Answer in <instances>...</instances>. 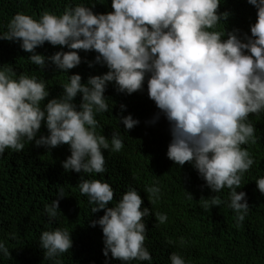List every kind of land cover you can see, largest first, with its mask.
Listing matches in <instances>:
<instances>
[{"label":"clouds","instance_id":"clouds-1","mask_svg":"<svg viewBox=\"0 0 264 264\" xmlns=\"http://www.w3.org/2000/svg\"><path fill=\"white\" fill-rule=\"evenodd\" d=\"M245 2L253 14L251 23L256 16L257 20L250 26L251 36L245 33L243 38L238 29L216 30L229 16L227 9L219 12L221 0H111L113 11L106 14L94 13L84 4L69 5L60 15L44 11L39 19L15 14L0 39L19 42L40 69L51 64L68 73L81 64L78 52L83 50L98 53L94 63L108 71L90 76L86 83L79 74L69 76L62 94L42 107L50 95L43 79L0 67V157L6 149L23 151L25 142L35 141L37 147L49 150L66 144L71 154L66 158L67 150L61 151L63 171L73 176L75 172L105 173L104 150L120 152L124 148L119 132H112L110 142L97 132L96 115L109 111L106 88L114 83L118 92L131 95L143 90L147 76L149 98L170 124L167 157L181 167L191 163L212 192L229 189L227 206L239 227L249 213V204L246 193L237 189L255 163L242 147L256 142L248 116L264 112V0ZM45 42L69 51L49 57L37 54L36 49ZM78 94L82 98L79 105L73 102ZM120 121L126 132L139 124L131 115L121 116ZM42 123L48 135L37 138ZM255 182L264 195V176ZM125 188L115 206L109 207L114 189L108 182L81 179L79 183L80 194L95 205L92 213L104 211L90 226L102 229L105 264H110L109 253L123 264L133 260L152 264L145 247L144 218L154 214L158 226L167 222V214L142 209L139 191ZM144 191L152 205L161 197L157 185L146 186ZM56 196L45 205L50 224L61 212L63 188ZM221 203L213 196L205 200L204 207ZM39 243L52 264H62L59 257L73 246L71 233L59 227L42 231ZM0 253L10 256L4 241H0ZM169 260L186 264L176 252Z\"/></svg>","mask_w":264,"mask_h":264},{"label":"trees","instance_id":"trees-1","mask_svg":"<svg viewBox=\"0 0 264 264\" xmlns=\"http://www.w3.org/2000/svg\"><path fill=\"white\" fill-rule=\"evenodd\" d=\"M84 4L94 13L106 14L113 11L111 0H0V33L6 31V25L17 13H25L39 19L44 11L57 15L71 5ZM227 9L226 21H221L218 31L226 33L239 30L243 38L251 36L250 26L253 14L245 0H221L219 12ZM227 35L223 38L226 39ZM57 51H69L67 47L52 46L48 42L36 49L37 54L49 57ZM81 64L67 72H61L54 65L48 64L43 70L29 60L31 53L21 49L19 42L0 39V67H12L17 75L27 73L43 79L49 90V97H59L64 83L69 76L79 74L82 83L90 76L107 73L106 66L94 63L98 55L95 51L79 50ZM89 62L92 67H89ZM147 79L143 90L128 95L117 91L114 83H109L104 93L109 111L98 113L97 132L111 140L113 131L120 133L124 148L120 152L104 150L105 167L103 174L76 173L75 176L61 169V151L68 145L48 149L37 147L35 141L25 142L21 152L6 149L0 157V241L8 247L10 256L0 253V264H52L45 259L39 237L42 231L66 228L71 233L72 248L62 254V264H105L103 255V233L99 225L90 226L91 222L104 215L100 210L92 213L95 205L88 203V197L81 195V179H101L114 189V199L108 205L115 206L127 191L133 187L139 191L143 200L141 208L148 207L150 212L167 214L165 224L157 226L154 214L144 218L147 234L145 247L152 255V264H171L169 256L178 252L186 264H264V195L255 180L264 176V112L250 114L248 120L255 127L256 142L242 145L253 156L255 163L244 174L241 188L249 204V213L237 227L235 213L228 208L229 189L218 193L212 192L199 176L191 163L182 167L167 157L171 142L170 124L166 117L149 98ZM77 95L74 103H81ZM121 105L125 109L121 110ZM131 115L139 124L133 130L125 131L121 116ZM158 117V118H157ZM155 121V122H153ZM48 135L46 126L38 133ZM158 182V183H157ZM157 185L161 197L151 204L146 186ZM63 188L65 197L59 202L60 213L56 220L49 223L45 205L57 199V190ZM191 196V198H190ZM217 196L220 206L204 207L205 200ZM14 234L15 238H12ZM110 264H123L111 259ZM129 264H148L147 261L133 260Z\"/></svg>","mask_w":264,"mask_h":264},{"label":"rangeland","instance_id":"rangeland-1","mask_svg":"<svg viewBox=\"0 0 264 264\" xmlns=\"http://www.w3.org/2000/svg\"><path fill=\"white\" fill-rule=\"evenodd\" d=\"M178 253V252H177Z\"/></svg>","mask_w":264,"mask_h":264}]
</instances>
